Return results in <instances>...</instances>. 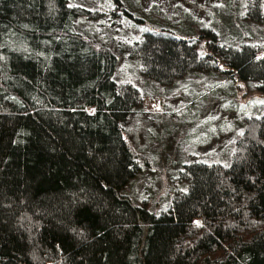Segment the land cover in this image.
I'll return each mask as SVG.
<instances>
[{
  "label": "trees",
  "instance_id": "obj_1",
  "mask_svg": "<svg viewBox=\"0 0 264 264\" xmlns=\"http://www.w3.org/2000/svg\"><path fill=\"white\" fill-rule=\"evenodd\" d=\"M96 11L0 0V264H264V107L242 117L227 163L183 164L186 188L149 211L125 192L148 161L122 126L145 97L78 30ZM243 16L264 22V0ZM122 50L161 86L220 73L264 92V45H225L209 27L146 30Z\"/></svg>",
  "mask_w": 264,
  "mask_h": 264
},
{
  "label": "rangeland",
  "instance_id": "obj_2",
  "mask_svg": "<svg viewBox=\"0 0 264 264\" xmlns=\"http://www.w3.org/2000/svg\"><path fill=\"white\" fill-rule=\"evenodd\" d=\"M95 16L76 19L78 30L107 45L118 60L116 79L136 84L144 94L141 111L123 122L131 147L148 163L125 192L149 211L160 213L186 188L180 168L193 159L227 163L242 117L264 107V92L253 83L223 74L193 72L161 86L140 72L139 63L122 50L146 30L167 28L177 36L199 35L201 27L217 31L225 45L250 41L264 45V22L244 14L245 0H69ZM117 3L119 4L117 7ZM125 8L131 16L123 14ZM137 20V21H136ZM202 42L201 47L203 48Z\"/></svg>",
  "mask_w": 264,
  "mask_h": 264
}]
</instances>
